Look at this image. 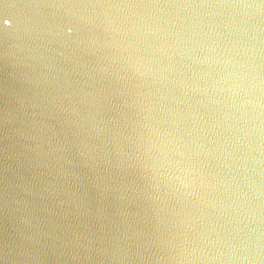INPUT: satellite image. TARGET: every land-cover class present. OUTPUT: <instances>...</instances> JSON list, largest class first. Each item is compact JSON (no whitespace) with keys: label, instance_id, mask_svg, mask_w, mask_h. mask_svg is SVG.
<instances>
[{"label":"water","instance_id":"95a60500","mask_svg":"<svg viewBox=\"0 0 264 264\" xmlns=\"http://www.w3.org/2000/svg\"><path fill=\"white\" fill-rule=\"evenodd\" d=\"M0 264H264V0H0Z\"/></svg>","mask_w":264,"mask_h":264}]
</instances>
